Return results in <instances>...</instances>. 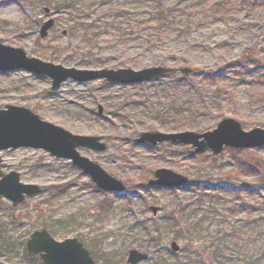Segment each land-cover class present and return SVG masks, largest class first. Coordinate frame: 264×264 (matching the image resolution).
Masks as SVG:
<instances>
[{"label": "rangeland", "instance_id": "374dc122", "mask_svg": "<svg viewBox=\"0 0 264 264\" xmlns=\"http://www.w3.org/2000/svg\"><path fill=\"white\" fill-rule=\"evenodd\" d=\"M77 1L0 0V42L67 68L177 71L139 84L70 79L57 91L47 76L0 71V109L25 106L73 134L101 136L106 151H78L136 189L101 192L70 160L43 149L0 151L4 173L43 188L16 208L0 199V264H43L24 255L41 228L57 240L77 237L96 264H128L132 249L149 254L139 264H264V145L214 155L134 141L146 131H212L228 117L247 131L264 128V0ZM50 18L55 25L42 38ZM182 68L201 73L182 77ZM159 168L198 183L149 186Z\"/></svg>", "mask_w": 264, "mask_h": 264}, {"label": "water", "instance_id": "95a60500", "mask_svg": "<svg viewBox=\"0 0 264 264\" xmlns=\"http://www.w3.org/2000/svg\"><path fill=\"white\" fill-rule=\"evenodd\" d=\"M50 13V8H45ZM55 24L50 18L44 22L40 30L42 38L48 35L49 29ZM66 33V31H64ZM25 70L47 76L51 79V89L58 90L68 79L86 82L104 78L109 82L122 84L142 83L159 80L175 71L165 66L148 67L140 70L131 68L120 69H76L54 64L35 56H28L20 47L0 42V71ZM181 72L190 73V68H182ZM98 113L103 114V107L98 106ZM138 144L157 145L169 141L173 144L191 145L197 153L208 149L219 155L225 146L244 149L259 148L264 145V128L256 127L249 131L232 118H224L212 131L197 133L181 132H142L135 138ZM19 147H34L45 149L52 156L69 159L72 163L89 175L92 181L102 190L121 193L126 185L117 177L109 174L98 162L84 157L78 148L84 147L95 152H104L107 144L101 136H86L73 134L65 128L46 121L39 114L25 106L6 105L0 109V150ZM4 167L0 157V168ZM189 178L167 168L155 171V178L149 181L150 186L177 187L187 184ZM38 184L24 183L17 171L4 173L0 170V198L5 196L12 201L14 207L23 203L27 196L41 193ZM154 215L160 207L150 206ZM27 251L32 255H40L44 264H96L90 250L77 237L57 240L46 228L33 231L26 242ZM172 250H180L176 242H172ZM149 258V254L138 249L129 251L128 264H139Z\"/></svg>", "mask_w": 264, "mask_h": 264}, {"label": "trees", "instance_id": "16d2710c", "mask_svg": "<svg viewBox=\"0 0 264 264\" xmlns=\"http://www.w3.org/2000/svg\"><path fill=\"white\" fill-rule=\"evenodd\" d=\"M81 0H78L77 1V3H79ZM64 3L66 4V5H69V4H75V0H64ZM99 34H98V32H95V33H93L92 34V36L90 37V41L91 40H93L94 38H97V36H98ZM67 49V48H66ZM193 72H194V74H200L201 73V69H194L193 70ZM187 75H182V77H186ZM208 76H210V77H215V75L213 74V73H210L209 75H207L206 77H208ZM187 149V148H186ZM229 149H231V148H229ZM231 150H233V149H231ZM188 154L189 155H193L192 153H194V152H192V151H190L189 149H188ZM195 155V154H194ZM253 167V170L255 169V166H252ZM195 183H198V182H195ZM193 184V183H191V182H189L187 185H197V184ZM95 186V185H94ZM95 188L97 189V187L95 186ZM146 188V187H145ZM98 190V189H97ZM128 191L131 193V194H133V195H136V189H134L133 188V186L132 185H130L129 186V188H128ZM61 193V192H60ZM167 220L168 221H171L172 220V218L170 217V218H167ZM7 226V225H6ZM4 238L5 239V237L6 236H1V238ZM5 242H6V246H7V248L9 247V249L10 248H12V245H13V243H11V242H8V240L6 241L5 240ZM1 249L2 248H0V251H1ZM220 253V251L219 250H216V252H215V256H214V260H216L217 259V257H218V254ZM24 255H25V257H27V258H29V259H32V260H39V258L38 257H36V256H31L30 254H28V252L26 251V250H24ZM216 258V259H215Z\"/></svg>", "mask_w": 264, "mask_h": 264}]
</instances>
